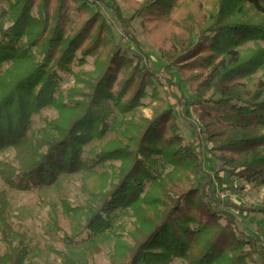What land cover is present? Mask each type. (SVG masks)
Listing matches in <instances>:
<instances>
[{
    "label": "trees",
    "instance_id": "trees-1",
    "mask_svg": "<svg viewBox=\"0 0 264 264\" xmlns=\"http://www.w3.org/2000/svg\"><path fill=\"white\" fill-rule=\"evenodd\" d=\"M123 1L131 16L118 5L113 14L124 35L137 44L131 23L139 19L144 39L176 67L220 171L264 183V0ZM92 4L0 0L9 22L0 26V264H40L29 244L12 239L8 190L51 186L74 173L87 205L62 201L65 244L100 234L116 211L129 210L110 264H264V239L239 235L234 212L216 206L212 180L202 175L195 146L184 143L174 111L164 108L154 71L125 54ZM63 74L73 82L60 89ZM44 108L56 117L31 131ZM116 112L123 129L103 143ZM161 162L171 167L162 176L155 172ZM49 249L61 263L79 264Z\"/></svg>",
    "mask_w": 264,
    "mask_h": 264
},
{
    "label": "rangeland",
    "instance_id": "rangeland-1",
    "mask_svg": "<svg viewBox=\"0 0 264 264\" xmlns=\"http://www.w3.org/2000/svg\"><path fill=\"white\" fill-rule=\"evenodd\" d=\"M92 7L102 12L111 25L117 41L121 44L125 54L133 58H141L142 63L154 71V81L158 92L165 100L164 108L174 111L180 134L185 144L195 146L198 155L203 162L204 177L210 178V193L217 200L216 206L234 212L236 226L239 235L244 237L264 239V214L250 211L257 208L264 209V183L248 182L237 174H229L220 171L221 161L215 152H212V143L206 139L203 123L196 106L193 105L188 85L181 79L176 67L168 66L166 60L160 56L157 48L144 39L139 19H134L131 29L137 39V44L130 41L125 35L113 14L115 6H119L125 17H130L132 11L123 0H91ZM1 12V8H0ZM76 20L71 16V24ZM9 24L6 17H0V26ZM91 61V60H90ZM89 66H87L88 68ZM71 75H62L60 89L72 85ZM151 90L148 89L144 97V103L151 101ZM145 116H151V109L144 107ZM55 118L56 111L52 108H44L40 113L33 115L31 131L41 130L43 118ZM123 129L121 116L116 112L111 120V129L102 142L114 138ZM97 141H93L85 151ZM115 164H118L116 162ZM170 166L160 163L156 168L157 175H164L170 170ZM80 173L62 175L51 186H43L31 190H8L11 208L9 220L14 228L12 239L15 243L23 241L31 247V258L40 264H63L59 261L49 247L65 251L79 264H110L108 255L114 244V233L123 225L130 227L131 212L118 210L113 215L110 226L98 235L84 233L82 239L76 245H68L62 241L63 233H69V222L62 214L61 203L68 200L71 203H80L86 206L87 198L81 197L78 190ZM6 190V186L0 180V191ZM148 208V206L143 205ZM93 213L88 210V216ZM5 244L0 236V253ZM258 264L260 261L257 260ZM170 264H188L181 258H176ZM254 264V263H250Z\"/></svg>",
    "mask_w": 264,
    "mask_h": 264
}]
</instances>
